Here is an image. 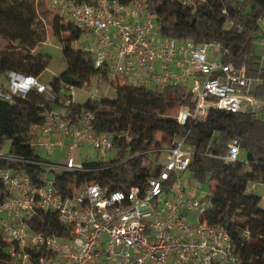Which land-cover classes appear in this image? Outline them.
<instances>
[{"label": "built area", "instance_id": "1", "mask_svg": "<svg viewBox=\"0 0 264 264\" xmlns=\"http://www.w3.org/2000/svg\"><path fill=\"white\" fill-rule=\"evenodd\" d=\"M48 2L64 21L90 35L91 46L82 47L93 53L94 66H105L109 75L123 76L134 85L186 87L192 99L174 115L179 123L200 119L211 107L264 118V98L256 95L262 76L249 75L244 62L227 59L222 42L160 34L143 0ZM261 42L264 48V37ZM260 56L264 69V53ZM5 74L8 86L0 87V98L12 100L31 89L58 98L37 75L12 70ZM73 87L65 85L61 91ZM63 99L32 132L31 143L40 146L45 156L28 158L0 150V162L9 163L0 167L5 191L0 200V234L9 264H244L225 225L206 217L209 191L207 200H202L190 178L182 176L193 154L185 140L189 130L181 139L161 141V134L155 136L160 143L153 140L133 153H158L156 169L142 184L108 190L86 181L63 192L55 175L48 176L50 170H87L83 145L105 151L115 149L119 139L133 138L129 130H96L91 108L71 115L66 105L72 99ZM56 146L65 149L61 162L48 157ZM227 146L217 156L237 160L240 138L232 137ZM23 163L48 164V169L34 180L20 166ZM45 213L55 217L58 227L34 225Z\"/></svg>", "mask_w": 264, "mask_h": 264}, {"label": "trees", "instance_id": "2", "mask_svg": "<svg viewBox=\"0 0 264 264\" xmlns=\"http://www.w3.org/2000/svg\"><path fill=\"white\" fill-rule=\"evenodd\" d=\"M127 2L129 0H122ZM146 9L157 21L162 35L188 38L195 42L217 40L227 48V59H237L246 65L249 75H260L262 81L256 95L264 98V69L260 55L254 52V39L261 32L260 20L264 17V0H143ZM37 13L32 0H0V36L7 40L0 47V72L12 70L39 75L47 66L49 55L34 52L45 39L44 31L37 27ZM232 21V22H231ZM53 33L62 41L65 69L51 78L52 94L61 96V87H88L93 77L108 81L114 87L113 96L95 97L91 104L72 100L66 105L71 115L84 108L94 111V128L98 131L129 130L133 138L119 139L115 157L107 160L85 159L87 170L55 171V182L63 191L77 189L86 181L100 183L108 190L142 184L156 169L158 153L133 154L150 146L153 140L160 143L173 136L185 140L192 148L187 171L199 182L209 185V208L206 217L222 222L233 239L234 250L244 264H264V209L258 206L259 196L247 191L249 181L264 182V118H254L251 112H234L211 107L200 119L179 123L174 112L183 103H190L191 92L180 85L144 87L120 83L109 78L107 67H96L93 53L81 46L73 47L83 30L64 21L57 13L51 19ZM261 33V34H260ZM62 98V97H61ZM60 97L46 96L35 89L12 100L0 98V150L9 141L8 152L28 158L41 157L31 140L35 125L41 124L46 112L55 108ZM195 131V134H192ZM159 132L161 141L155 134ZM240 138V148L246 159L225 161L228 141ZM0 162V167L6 166ZM34 180L45 167L36 163L20 165ZM5 196L0 181V200ZM35 226L56 228L57 220L47 213L35 219ZM5 240L0 234V264H9Z\"/></svg>", "mask_w": 264, "mask_h": 264}, {"label": "rangeland", "instance_id": "3", "mask_svg": "<svg viewBox=\"0 0 264 264\" xmlns=\"http://www.w3.org/2000/svg\"><path fill=\"white\" fill-rule=\"evenodd\" d=\"M34 6L36 8L37 18L36 23L39 29L44 31L45 39L42 43L38 44L34 52H43L49 55V61L45 69L39 74V79L44 83H49L51 78L55 75L61 73L66 67V61L62 54V44L63 41L56 36L52 31L51 26V19L56 14V10L49 4L48 0H32ZM261 25V32L264 35V17L260 20ZM261 34V33H260ZM262 35L256 37L253 42V49L254 52L261 55L264 53L263 43L261 42ZM7 44V40L0 36V47H4ZM73 47L81 46L83 44L87 45L88 47L91 46V37L86 32L83 31L80 37L77 40H73L71 42ZM109 78L117 79L120 83L126 82V79L123 76H113L109 75ZM0 81H4V76L0 72ZM115 93L114 87L106 80H102L98 77H93L88 87H73L71 90L66 89L64 92L61 93V96L58 97H68L71 94L72 99L80 104H91V101L95 97L100 96H113ZM61 98L60 101L64 102L65 100ZM57 105L55 108H58ZM177 111L174 114H177ZM192 134H195V131H192ZM156 137L160 136V133L157 132L155 134ZM36 152L40 155L45 156L42 148L40 146H34ZM9 149V141L5 140L2 145V151H8ZM65 149L63 147L56 146L53 152L48 156L52 161L61 162L63 159ZM82 151L83 159H111L115 157L116 151L115 149L109 150H99L88 146L83 145ZM238 159L245 160L246 159V151L243 148H240ZM45 168L48 169V164L45 165ZM61 168L56 167L54 170H50L48 172V176H53L55 171H59ZM188 176L190 178L191 184L196 188L197 196L202 200L206 201L205 198L206 192L209 191V185L207 182H199L196 178H194L188 171L182 172V176ZM261 182V181H256ZM250 184V183H249ZM2 218L0 217V233H2ZM171 255V254H170Z\"/></svg>", "mask_w": 264, "mask_h": 264}, {"label": "crops", "instance_id": "4", "mask_svg": "<svg viewBox=\"0 0 264 264\" xmlns=\"http://www.w3.org/2000/svg\"><path fill=\"white\" fill-rule=\"evenodd\" d=\"M4 76V81H0V87H7L8 86V79L6 77L5 72H1ZM39 77V75H38ZM72 99V96L69 95ZM73 100V99H72ZM59 102L61 103L60 99ZM250 183V184H249ZM247 191L252 192L259 196L258 206L264 209V182H256V181H249L246 187Z\"/></svg>", "mask_w": 264, "mask_h": 264}]
</instances>
